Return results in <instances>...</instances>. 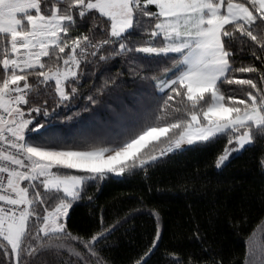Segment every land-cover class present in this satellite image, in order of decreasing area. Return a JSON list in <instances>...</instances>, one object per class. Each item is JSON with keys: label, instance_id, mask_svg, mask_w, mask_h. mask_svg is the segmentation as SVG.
I'll return each mask as SVG.
<instances>
[{"label": "snow or ice", "instance_id": "obj_1", "mask_svg": "<svg viewBox=\"0 0 264 264\" xmlns=\"http://www.w3.org/2000/svg\"><path fill=\"white\" fill-rule=\"evenodd\" d=\"M225 137L218 169L264 139V0H0V264H109L124 221L101 210L98 230L70 227L90 189ZM150 214L130 264L159 248ZM245 244L242 264H264V240Z\"/></svg>", "mask_w": 264, "mask_h": 264}, {"label": "trees", "instance_id": "obj_2", "mask_svg": "<svg viewBox=\"0 0 264 264\" xmlns=\"http://www.w3.org/2000/svg\"><path fill=\"white\" fill-rule=\"evenodd\" d=\"M240 61L248 64L251 57ZM60 127L65 136L71 135L72 126ZM225 143L226 137L204 148L170 154L147 174L142 171L122 182L111 181L99 191L90 189L95 192L93 201L85 199L74 208L70 227L81 234L98 230L101 210L106 226L124 221L107 238L109 246L102 255L109 264H130L155 234L156 220L150 212L156 209L162 238L149 264H170L165 251L185 258L214 254L224 264H242L248 247L245 238L253 245L264 240V174L258 163L264 156V139L218 169L215 159ZM242 218L244 223L239 224Z\"/></svg>", "mask_w": 264, "mask_h": 264}]
</instances>
